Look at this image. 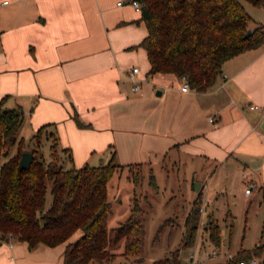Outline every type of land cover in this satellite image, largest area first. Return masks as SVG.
Listing matches in <instances>:
<instances>
[{
    "label": "crops",
    "instance_id": "obj_1",
    "mask_svg": "<svg viewBox=\"0 0 264 264\" xmlns=\"http://www.w3.org/2000/svg\"><path fill=\"white\" fill-rule=\"evenodd\" d=\"M147 35L130 0H0V100L25 113L18 139L47 125L44 136L57 134L67 169L112 158L152 171L178 164L191 179L193 202L219 199L238 183L245 190L252 184L246 196L256 192L262 205L264 43L226 61L211 87L184 92L181 77L149 74L140 46ZM134 67L139 92L128 78ZM82 234L33 250L14 238L0 241V264H64L67 244Z\"/></svg>",
    "mask_w": 264,
    "mask_h": 264
},
{
    "label": "trees",
    "instance_id": "obj_2",
    "mask_svg": "<svg viewBox=\"0 0 264 264\" xmlns=\"http://www.w3.org/2000/svg\"><path fill=\"white\" fill-rule=\"evenodd\" d=\"M148 35L141 42L151 65L149 74H174L186 77L191 88L211 87L231 58L264 43V24L253 29V18L243 1L258 8L264 0H137ZM252 34L246 38L248 30ZM0 100V241L10 237L28 244L56 247L67 242L78 231L82 236L69 242L64 264H114L117 256L135 257L142 262L145 248L143 210L134 197L129 217L110 228L108 218L112 204L108 184L123 167L114 158L100 166L86 165L67 169L59 152L56 133L46 134L50 159L42 152L46 126L32 137L33 160L29 167H20L27 142L18 139L25 113L21 107L7 108ZM52 139V140H51ZM15 155H10L16 147ZM72 159L69 150H64ZM6 158L5 161H2ZM142 165L129 166L130 171ZM133 173V172H132ZM139 176L132 179L138 183ZM152 183H155L151 175ZM51 202L48 205V198ZM201 195L193 202L185 220L183 248L193 247L199 230ZM264 208V197L262 199ZM205 230L214 246L220 247L221 227L209 220ZM261 238L264 239V218ZM253 249L241 248L233 261L213 264H238L239 260L259 257L264 264V243ZM122 245L121 253L114 250ZM152 264H181L180 250Z\"/></svg>",
    "mask_w": 264,
    "mask_h": 264
},
{
    "label": "rangeland",
    "instance_id": "obj_3",
    "mask_svg": "<svg viewBox=\"0 0 264 264\" xmlns=\"http://www.w3.org/2000/svg\"><path fill=\"white\" fill-rule=\"evenodd\" d=\"M243 5L256 24H264V8L254 7L246 1H243ZM24 135L27 142L26 149L30 150L33 148V143L30 142L31 136ZM46 138L44 136L41 149L45 158L49 160L50 142ZM59 152L62 155V152ZM13 153L12 149L10 155ZM5 160L6 158H3L2 161ZM64 163L63 160V165H66ZM167 165V169L156 168L155 171L135 167L132 169L133 173L128 167H123L110 180L108 198L112 204V212L108 218L109 227L113 228L129 217L134 197H136L143 210L142 221L146 231L142 262L135 261V257L125 259L117 256L114 264H152L156 260L171 256V253L176 250H180V263L187 264L188 256L194 249L193 247L183 248L185 231L183 219L193 204L191 179L186 180L183 166L171 163ZM140 173L141 177L136 183L132 176L133 174L139 176ZM151 175L154 176V184ZM255 195L256 192L248 198L245 189L236 183L232 193L221 195L219 199L210 197L209 203H204L206 211L200 215L196 239L199 251L197 258L203 257L205 252L210 253L213 249L209 234L204 229L209 220H216L220 224L222 242L230 243L223 248V255L237 254L241 248L253 249L260 241L264 243V239L261 238L264 208ZM203 236L204 245L202 244ZM200 248L203 250L201 251ZM122 250L123 246L120 245L114 251L119 253ZM224 260L222 256L216 261Z\"/></svg>",
    "mask_w": 264,
    "mask_h": 264
},
{
    "label": "built area",
    "instance_id": "obj_4",
    "mask_svg": "<svg viewBox=\"0 0 264 264\" xmlns=\"http://www.w3.org/2000/svg\"><path fill=\"white\" fill-rule=\"evenodd\" d=\"M130 3L136 8V10H141V4L137 0H130ZM122 2H119L118 5H121ZM140 73V69L138 67H134L130 70H128V78L132 82V91L134 92H139L142 87V80L138 78V74ZM183 80V86L181 88L182 91L186 92L191 89V86L187 80L186 77H182ZM219 117L217 115H213L209 117L210 123L215 124L218 121ZM252 190V184H250L245 192L246 194H250ZM201 206H200V212L203 213L205 211V206H204V201L201 199ZM11 238V237H10ZM226 247V244H221L220 247H215L211 250L210 253H208L207 257L205 259L197 258V254L199 253L198 247L194 246L193 251L189 254L188 256V261L187 264H213V263H218L216 261L217 259L221 258L224 256L225 260L220 261V262H225V261H233L234 260V254L228 253V254H222L223 248ZM238 264H263V259L259 257H252L250 259H242L238 261Z\"/></svg>",
    "mask_w": 264,
    "mask_h": 264
},
{
    "label": "water",
    "instance_id": "obj_5",
    "mask_svg": "<svg viewBox=\"0 0 264 264\" xmlns=\"http://www.w3.org/2000/svg\"><path fill=\"white\" fill-rule=\"evenodd\" d=\"M251 34H252V30L249 29L245 37L248 38ZM32 160H33V153L30 151L24 152L20 160V167L23 169L28 168Z\"/></svg>",
    "mask_w": 264,
    "mask_h": 264
}]
</instances>
